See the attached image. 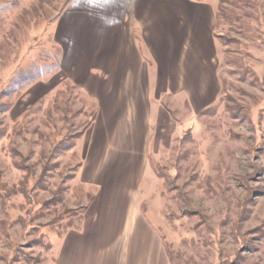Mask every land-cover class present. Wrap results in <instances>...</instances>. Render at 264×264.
Returning <instances> with one entry per match:
<instances>
[{"label": "rangeland", "instance_id": "rangeland-1", "mask_svg": "<svg viewBox=\"0 0 264 264\" xmlns=\"http://www.w3.org/2000/svg\"><path fill=\"white\" fill-rule=\"evenodd\" d=\"M253 1L254 8L228 0L231 23L214 30L227 43L216 42L221 92L215 107L196 113L182 100L165 102L176 130L169 150L148 153L142 213L161 239L167 237L166 245L173 243L180 264H264V0ZM33 3L22 0L0 16L2 84L15 67L54 59L58 51L41 25H20L19 14ZM205 3L216 11L218 0ZM50 79L30 87L22 82L8 94L0 87V129L6 132L0 137V264H54L64 229L79 226L89 197L76 184L82 141L75 138L92 120L95 104L77 89L70 102L65 95L60 100L71 110L67 118L46 112L60 88L51 89ZM38 92L49 93L44 110L27 117L25 133L13 134L14 120ZM56 133L69 136L68 144L76 140L74 153H56L46 165ZM25 168H32L36 183L28 182Z\"/></svg>", "mask_w": 264, "mask_h": 264}, {"label": "crops", "instance_id": "crops-1", "mask_svg": "<svg viewBox=\"0 0 264 264\" xmlns=\"http://www.w3.org/2000/svg\"><path fill=\"white\" fill-rule=\"evenodd\" d=\"M62 14L52 27L61 61L51 89L69 82L97 116L77 156L76 184L89 197L53 263L168 264L142 213L148 153L170 148L177 124L165 102L182 100L196 113L217 104L215 9L192 0H73ZM40 92L30 106L49 94Z\"/></svg>", "mask_w": 264, "mask_h": 264}, {"label": "trees", "instance_id": "trees-1", "mask_svg": "<svg viewBox=\"0 0 264 264\" xmlns=\"http://www.w3.org/2000/svg\"><path fill=\"white\" fill-rule=\"evenodd\" d=\"M21 1L22 0H14L13 2L10 3H6V2H0V16L2 14L8 13L9 11L13 10L16 6H21ZM196 3H200L203 4L205 3L207 0H192ZM228 0H218V5L216 6V11H215V28H219V26L221 24H230L231 20L229 19V14H227L226 12V3ZM240 4L243 6V4H245V7H251L254 8L255 6V2L253 0H239ZM73 2V0H38L36 1V3H33L30 5V7L28 8H24L22 10V13L19 14V23L21 26L23 27H30V26H42L43 30V34L46 32H49V37L50 39H52V35L50 33L52 27L56 24V22L60 19V17L63 15L62 13H64L68 7L70 6V4ZM238 4L234 2V5ZM55 12V14H53ZM234 12V11H233ZM229 13V12H228ZM237 15V14H236ZM235 15V16H236ZM238 16V15H237ZM2 18V17H1ZM240 19L242 20V18L240 17ZM240 19L235 17V20L240 21ZM1 21H3V19H0V24ZM19 24H17L16 29L20 27ZM38 37V35H37ZM215 40L216 42L218 41V44L221 46H227V43L224 39L216 37L215 36ZM56 49H58L57 53H55L56 55L54 56L55 58L53 59L50 55L49 56H45V57H40L37 58L36 60H31L30 62L26 63L23 66H19L15 67L16 69L9 71L10 72V77L9 80L6 81L5 84H2L0 82V87L4 86V88L2 90V92H5L6 90V94H8L7 91L10 88H14L13 91L16 92V89H19V87L21 86L20 84L22 82L26 83V87H30L32 85H34L36 82L45 79L47 77H52L54 75H56L59 71H60V61H61V51L60 49L57 47ZM1 71V69H0ZM264 77V76H263ZM20 85V86H19ZM72 90H77V87L75 86H71V84L69 82H64L61 87L59 88V90H57L55 93V96L53 98V102L52 103H48V107L46 109L48 111H52L54 113H57V115L60 117H64L67 118L69 116V113L71 112L70 108L68 107V101L70 102L71 100L74 99L73 97V93ZM12 92V91H11ZM1 94V92H0ZM66 96L67 98V102L63 105L61 101H63L64 98H62V96ZM21 96V95H20ZM64 96V97H65ZM45 100L46 98L40 100L37 104L30 106V108L24 113L23 117H19L18 119L14 120L15 127L13 128V134L16 135H21L23 134V132H26V123H27V117L36 113L37 111H41V109L44 110L43 105L45 104ZM85 102H88L87 99L84 98ZM62 104H60V103ZM215 107V106H214ZM212 109V107L210 108ZM210 109H208L207 111H209ZM82 110V109H80ZM206 111H204L205 113ZM79 113V112H78ZM92 115L90 116V118H92V120L84 127V129L77 134L75 139H79L80 137H82V135L84 134L85 130L88 129V127H90V125L95 121L97 116V109L96 106L94 105L93 107V111L91 112ZM6 132L0 129V137L1 135H6ZM74 139V140H75ZM71 141L69 136H61L58 133H56L53 137L52 143L51 145V149L50 152L46 153V159H47V163H50V159L51 157H54V155L56 153H61L64 151H73L74 153V147L76 143V140L74 142H71V144H68ZM69 145V146H67ZM49 165V164H48ZM23 167V166H22ZM32 168H25V170L29 171V175L27 177L28 182H32V183H36V180L34 178V173L31 170ZM43 172V171H42ZM44 173V172H43ZM41 177V176H40ZM41 180V179H40ZM4 195L3 190L0 189V198ZM252 198V194L251 197ZM51 203V202H48ZM79 210V209H78ZM80 216H82L83 214V207L80 208ZM166 236L162 238V242H163V246H164V250L166 253V258L168 260V264H180V254L178 253V251H175L174 245H172L173 243H170L168 245H166ZM241 241V240H240ZM239 241V242H240ZM242 241H244L242 239ZM242 241L241 243V249H243V243ZM173 246V247H172ZM174 249V250H173ZM231 261H235L236 258H231Z\"/></svg>", "mask_w": 264, "mask_h": 264}]
</instances>
